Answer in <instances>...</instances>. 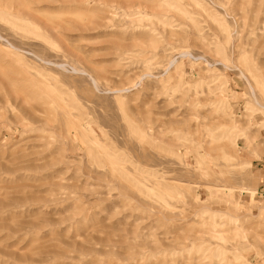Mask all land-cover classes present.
<instances>
[{"label":"rangeland","instance_id":"obj_1","mask_svg":"<svg viewBox=\"0 0 264 264\" xmlns=\"http://www.w3.org/2000/svg\"><path fill=\"white\" fill-rule=\"evenodd\" d=\"M0 264H264V0H0Z\"/></svg>","mask_w":264,"mask_h":264},{"label":"bare ground","instance_id":"obj_2","mask_svg":"<svg viewBox=\"0 0 264 264\" xmlns=\"http://www.w3.org/2000/svg\"><path fill=\"white\" fill-rule=\"evenodd\" d=\"M212 225V224H211Z\"/></svg>","mask_w":264,"mask_h":264}]
</instances>
